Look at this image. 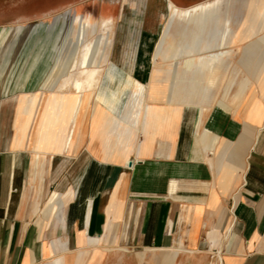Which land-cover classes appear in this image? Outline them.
Here are the masks:
<instances>
[{
    "label": "crops",
    "instance_id": "crops-1",
    "mask_svg": "<svg viewBox=\"0 0 264 264\" xmlns=\"http://www.w3.org/2000/svg\"><path fill=\"white\" fill-rule=\"evenodd\" d=\"M144 30L128 71L148 96L57 99L39 89L55 86L56 66L40 80L44 51L29 89L0 99V264H264V19L193 102L151 99L171 80H151ZM22 36L0 47L3 92Z\"/></svg>",
    "mask_w": 264,
    "mask_h": 264
},
{
    "label": "bare ground",
    "instance_id": "bare-ground-1",
    "mask_svg": "<svg viewBox=\"0 0 264 264\" xmlns=\"http://www.w3.org/2000/svg\"><path fill=\"white\" fill-rule=\"evenodd\" d=\"M130 2H135L136 6L124 13L119 30L114 32V37L110 35L113 26V18L110 14L101 16L100 20L77 12L64 16L71 21L65 39V43L69 46V54L67 62L65 61L61 68L62 76L60 75L61 79L57 85L59 90L57 99H82L83 101V99H93L95 95L99 99H104L109 90V84L115 78V71L118 70L117 65L107 69L104 67L108 62V48L111 47L115 53L119 47V58L127 64L126 66L132 68L139 32L145 27L159 25L163 16L166 17V21L154 61L158 56L164 59L186 56L185 78L191 75L197 84V88L195 85L191 86L192 91L199 89L200 81L205 79L216 83L220 76L218 73L222 70L225 77L232 66L229 47L234 46L237 39L241 38L240 32L243 29L247 30L246 36H243V40H246L257 33L259 22L264 19V0H217L215 2L207 0L188 8L177 7L178 5L172 0H130ZM7 37L8 31L2 30L0 44ZM115 37L119 42L118 45L114 43ZM258 40L247 47L245 45L246 52L257 53L261 49L259 43L261 40ZM214 49H217V52L207 54ZM202 53L207 55H201ZM111 58L112 54L109 58L112 63ZM252 60L253 58L246 57L242 62L247 65L253 62ZM257 63L254 64L258 65ZM57 68V71H60L59 65ZM160 71L155 66L151 73V80ZM165 73L170 80L175 76V70L172 69ZM131 81L132 77L124 73L120 86L124 87ZM235 83L234 77L231 85ZM241 84L242 82L240 87ZM144 87L146 88L145 85ZM183 99L191 100L187 97ZM189 111L195 120L197 110L191 108Z\"/></svg>",
    "mask_w": 264,
    "mask_h": 264
},
{
    "label": "rangeland",
    "instance_id": "rangeland-1",
    "mask_svg": "<svg viewBox=\"0 0 264 264\" xmlns=\"http://www.w3.org/2000/svg\"><path fill=\"white\" fill-rule=\"evenodd\" d=\"M29 0H0V34L1 31L6 29L8 31L7 41L5 40L0 44L7 45L13 36L18 34H23L22 36V43L25 44L20 48L21 52L18 55L16 61L14 62L12 68L15 70L14 78H12L11 82H17L12 87L11 82L8 83L7 89L4 92L0 89V99L6 97H14L18 95L23 90L29 89L24 85L28 80L32 79L34 76L35 67H39V58L42 52L45 53L43 56L44 60V67L43 72H41L40 80L44 79L49 74V70L56 66V70L52 74V84H55L51 90H46L44 88H39L40 91H47V92H58L57 85L60 82L62 73L61 68L65 61L67 62V57L69 54V46L65 43L66 34L70 25V20L65 19L64 16L66 15H73L74 13H78L81 15H91L95 19L101 18V16H106L110 14L113 18V26L110 30V35L114 37V32H117L120 27V21L123 18L125 12H128V9L131 7H135V2H130V0H61L58 3H53L49 5H44L41 7H31L29 9L25 8L22 10H18V8L25 4L24 2H28ZM209 2H213V0H208ZM217 0H214V2ZM206 2V1H205ZM202 3V2H201ZM199 4V3H198ZM177 6V5H176ZM194 6V5H193ZM179 7V6H177ZM191 7V6H190ZM188 8V7H187ZM11 10L13 13L7 14L5 10ZM165 19V20H164ZM166 17L163 16L160 20L159 25L145 27L144 29H152L155 30V38L153 39V47L155 49L154 56L156 53V47L160 40V35L163 31L165 25ZM158 27V28H157ZM143 29V30H144ZM243 29V28H242ZM145 31V30H144ZM241 36H246L247 30L243 29ZM117 37V36H116ZM114 38V43L116 42L117 45V38ZM242 37L237 39L234 46L229 47L231 49V62L236 63L240 58L241 46L238 45L242 43ZM11 43V42H10ZM116 45V44H115ZM47 49V51H46ZM107 53V60L105 64V69L111 67L112 65H117L118 67L122 68L123 70H116L115 71V78L109 84L108 91L104 99H120L122 103L126 101V99H138L141 98L143 95L148 96V85L146 88L139 83L142 82L144 75H141L138 72L136 75H132V71H128L131 69L130 66H126L127 64L119 58V47L117 48V52L113 53L112 51V63L110 62V54H111V47L108 48ZM145 50V49H144ZM146 52V51H145ZM148 52V51H147ZM207 53V52H206ZM202 53L201 55H207L209 52ZM211 53V52H210ZM153 51L148 56V61L151 62L149 65L150 70L157 67V69L161 70L162 72H167L168 69L175 70V76L169 83H171V88L169 85H166V81L164 84L160 86L159 93L154 94L151 96V99H181L187 97V99H191L190 101L193 102L196 99L197 95L196 92L192 91L191 86L196 85L194 77L191 75L185 78V70L187 69L186 64V56L183 57H176V58H167L163 59L161 56H158L156 60L152 61ZM31 59V64L27 66V73L26 77L23 80L18 78V74L20 73L18 69H20L23 62H26ZM171 59V60H170ZM41 61V60H40ZM154 62V63H153ZM108 63V64H107ZM59 65L60 71H57V66ZM133 68V66H132ZM22 69V68H21ZM57 72V73H56ZM124 73L126 75L132 76V81L126 85L120 86V82L124 77ZM183 73V74H182ZM220 73V72H219ZM233 73V72H232ZM231 73V75H232ZM61 75V76H60ZM17 76V77H16ZM60 76V77H59ZM138 81H136V80ZM58 80V81H57ZM21 81V82H20ZM221 80L219 79V82ZM223 81V82H222ZM221 82L224 84L226 81L222 80ZM207 83L206 81L202 84ZM118 85V86H117ZM168 87L170 89H168ZM36 88V87H32ZM31 89V88H30ZM221 88H219V91ZM71 91V90H70ZM97 88L94 90V95L96 94ZM170 91V92H169ZM196 91V90H195ZM170 93V95H169ZM114 97V98H113ZM93 99H99L98 97L93 96ZM218 100V99H214ZM188 101V100H187ZM234 102L231 99V103ZM188 264H192L191 262ZM205 264H220L218 258H212L209 256V261Z\"/></svg>",
    "mask_w": 264,
    "mask_h": 264
},
{
    "label": "water",
    "instance_id": "water-1",
    "mask_svg": "<svg viewBox=\"0 0 264 264\" xmlns=\"http://www.w3.org/2000/svg\"><path fill=\"white\" fill-rule=\"evenodd\" d=\"M11 1V0H9ZM39 1H42L41 3L39 4H36L37 2ZM61 0H29L27 3L24 2L25 4L21 5L18 10H22V9H29L31 7H41V6H46V5H49L50 4H53V3H58L60 2ZM173 2H175L177 5H180V4H187L186 6H189V5H193V4H196V3H199V2H202L204 0H172ZM36 4V5H35ZM5 13L7 14H11L13 13V11H11L10 9L9 10H5ZM129 165L132 166V162L129 163Z\"/></svg>",
    "mask_w": 264,
    "mask_h": 264
}]
</instances>
